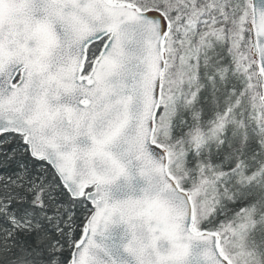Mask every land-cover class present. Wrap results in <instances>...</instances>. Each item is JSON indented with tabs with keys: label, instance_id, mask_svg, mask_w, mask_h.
<instances>
[{
	"label": "snow or ice",
	"instance_id": "1",
	"mask_svg": "<svg viewBox=\"0 0 264 264\" xmlns=\"http://www.w3.org/2000/svg\"><path fill=\"white\" fill-rule=\"evenodd\" d=\"M0 264H264V0H0Z\"/></svg>",
	"mask_w": 264,
	"mask_h": 264
}]
</instances>
